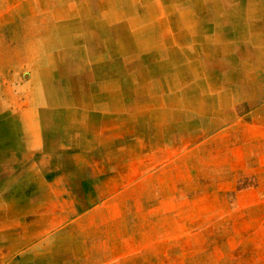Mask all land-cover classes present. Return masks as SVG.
I'll return each instance as SVG.
<instances>
[{
    "label": "crops",
    "instance_id": "crops-1",
    "mask_svg": "<svg viewBox=\"0 0 264 264\" xmlns=\"http://www.w3.org/2000/svg\"><path fill=\"white\" fill-rule=\"evenodd\" d=\"M227 49L264 55V0H0V264H137L157 247L171 263L197 231L223 238L202 245L207 258L233 254L238 237L263 249L264 116H214L243 122L224 129L228 149L207 165L218 170L206 191L201 177L173 176L171 160L141 158L142 139L154 143L170 115L134 116L131 170L108 155L124 145L123 122L108 120L123 115H77L81 72H105L97 84L106 87L116 71L119 87L141 65L168 70L173 55ZM179 117L189 128L191 115ZM238 168L248 186L236 188ZM238 216L250 224L238 228Z\"/></svg>",
    "mask_w": 264,
    "mask_h": 264
},
{
    "label": "rangeland",
    "instance_id": "rangeland-1",
    "mask_svg": "<svg viewBox=\"0 0 264 264\" xmlns=\"http://www.w3.org/2000/svg\"><path fill=\"white\" fill-rule=\"evenodd\" d=\"M234 51L227 49L228 53L220 56L173 55L172 67L168 70H161L165 66H157L148 71L147 66L141 65L140 70L124 72V78H122L124 85L119 87L116 71L108 79L109 82H106L107 86L101 87L100 84H97L101 80L97 82V79L102 77L105 72L89 73L85 71L80 73L78 67L76 71L78 75L80 73L81 77L76 80L77 85L83 84L86 87L78 86L76 89L79 100L77 115H80L81 112L87 115H123V121L120 119L118 121L116 119L108 120L110 127H116L117 123L122 124L123 122V127H120L124 128L121 129V132L124 131V136L121 137L122 140L124 139L122 151H109L108 155L110 160L125 161V165H128L130 170L134 154L132 145L134 116L170 115L172 126L167 130L154 132L156 137H154V143H151L154 145L149 143L148 137L144 141L142 139L141 158L146 161L171 160L173 176L201 177L206 182L200 185L208 191L212 187L208 181L217 176L218 169L210 168L207 165L211 161L220 159L223 152L228 149L225 143L228 134L225 135L224 129L232 128L243 122V120L234 119L236 116L226 121L214 119V116L253 115L254 122L264 116V55L259 53L229 54ZM185 62H194V65L186 70L184 69L186 68ZM70 68L72 70V66ZM179 115H191L192 118L188 120L189 128L181 129L180 124L186 121ZM262 121L264 120H259L257 123L260 124ZM261 127L264 128V125ZM239 149L240 145L237 144L236 163L238 165L241 163ZM245 170L248 169L238 168L236 188L248 186L250 179L245 180L251 176H249L250 174L244 175ZM196 185L188 184V187ZM228 185L226 184V186ZM216 186L223 187L222 184ZM245 196L242 195L241 200H238V208L247 206ZM226 201L228 204L227 199ZM226 201L221 199L222 210L226 206ZM249 201L250 199H248ZM220 219L223 223L227 217L222 216ZM236 219L238 228L250 224L248 219L245 221L244 216H238ZM254 220L252 223H255L256 227L263 223L260 217H254ZM223 234L224 232L221 233V236ZM240 234L237 232L238 236ZM243 234L245 233L243 232L241 235ZM249 234L256 241L253 245L258 244L260 232ZM209 235V233L198 231L189 232V238L184 241L186 248L184 247L182 250L174 248L171 263L170 259L163 254L164 249L157 247L152 248L151 251L156 250V252L162 253L161 255L146 257L147 255L144 256L142 253L141 262L137 264H264V248L255 250L247 247L244 245L246 240L239 237L237 247L231 251L233 254L230 256L224 257L223 254L222 257L213 256L214 258L212 256L207 258L208 254L205 257L201 256L199 252H202V245L212 244L218 247L223 243L222 237L215 242L212 238H208ZM243 246L247 250L245 253L242 250ZM180 251L188 255L179 256L180 254H176ZM202 259L210 262H202ZM213 259L215 263H213ZM149 260L152 262L149 263Z\"/></svg>",
    "mask_w": 264,
    "mask_h": 264
},
{
    "label": "bare ground",
    "instance_id": "bare-ground-1",
    "mask_svg": "<svg viewBox=\"0 0 264 264\" xmlns=\"http://www.w3.org/2000/svg\"><path fill=\"white\" fill-rule=\"evenodd\" d=\"M207 1V0H206ZM97 41V40H96ZM95 44V43H94ZM63 47V46H62Z\"/></svg>",
    "mask_w": 264,
    "mask_h": 264
}]
</instances>
